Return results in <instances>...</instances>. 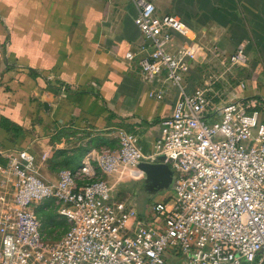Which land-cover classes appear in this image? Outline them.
<instances>
[{
  "label": "built area",
  "instance_id": "1",
  "mask_svg": "<svg viewBox=\"0 0 264 264\" xmlns=\"http://www.w3.org/2000/svg\"><path fill=\"white\" fill-rule=\"evenodd\" d=\"M132 1L144 45L126 60L148 80L165 76L182 94L162 122V137L145 154L138 136L120 128L116 152L89 153L78 171H61L56 183L43 180L30 151L12 157L0 168L10 186L0 188V264H264L263 102L236 98L218 105L222 77L215 76L187 93L188 53L171 52L170 45L174 34L190 38L191 29L178 17L159 16L148 0ZM248 46L243 41L227 58L223 75L248 68ZM163 94L149 95L161 100ZM159 162L173 172L169 199L147 205L143 214L114 196L121 181L145 178L141 163ZM50 200L68 223L56 242L36 211Z\"/></svg>",
  "mask_w": 264,
  "mask_h": 264
},
{
  "label": "crops",
  "instance_id": "2",
  "mask_svg": "<svg viewBox=\"0 0 264 264\" xmlns=\"http://www.w3.org/2000/svg\"><path fill=\"white\" fill-rule=\"evenodd\" d=\"M148 1L159 16L178 17L192 31L190 38L174 34L170 45L171 52L188 53L185 91L222 77L218 105L259 99L264 123V0ZM137 18L132 0H0L1 169L28 150L43 180L56 183L61 171H78L89 153L116 152L120 128L138 136L145 154L153 150L182 94L165 76L148 80L126 60L144 45ZM243 41H249L248 68L223 75ZM153 91L163 98H151ZM3 181L0 173V188H9ZM119 188H126L124 180ZM131 197L125 201L141 213Z\"/></svg>",
  "mask_w": 264,
  "mask_h": 264
},
{
  "label": "rangeland",
  "instance_id": "3",
  "mask_svg": "<svg viewBox=\"0 0 264 264\" xmlns=\"http://www.w3.org/2000/svg\"><path fill=\"white\" fill-rule=\"evenodd\" d=\"M124 185L126 188H119L114 196L117 199L125 200L129 198V194H132L131 200L138 205L143 214L147 205L163 200V198L169 199L173 195L171 183L162 186L155 184L151 179L133 180L127 178L124 180ZM37 214L43 232L51 241H58L67 232L68 223L64 217L59 215V207L56 202L50 200L41 203L37 208Z\"/></svg>",
  "mask_w": 264,
  "mask_h": 264
},
{
  "label": "water",
  "instance_id": "4",
  "mask_svg": "<svg viewBox=\"0 0 264 264\" xmlns=\"http://www.w3.org/2000/svg\"><path fill=\"white\" fill-rule=\"evenodd\" d=\"M161 159L160 161H162ZM138 169L145 174V179H151L155 184L165 186L171 183L173 189V172L170 167L162 162L159 163H141Z\"/></svg>",
  "mask_w": 264,
  "mask_h": 264
}]
</instances>
